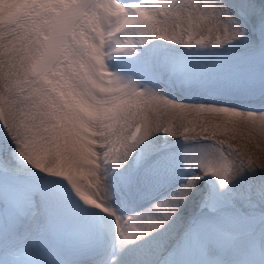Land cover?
Segmentation results:
<instances>
[{
	"label": "snow or ice",
	"instance_id": "1",
	"mask_svg": "<svg viewBox=\"0 0 264 264\" xmlns=\"http://www.w3.org/2000/svg\"><path fill=\"white\" fill-rule=\"evenodd\" d=\"M264 0H0V264H264Z\"/></svg>",
	"mask_w": 264,
	"mask_h": 264
},
{
	"label": "bare ground",
	"instance_id": "2",
	"mask_svg": "<svg viewBox=\"0 0 264 264\" xmlns=\"http://www.w3.org/2000/svg\"><path fill=\"white\" fill-rule=\"evenodd\" d=\"M258 142L260 144L259 149L250 148V155L252 160L257 166L264 165V140H260L258 137Z\"/></svg>",
	"mask_w": 264,
	"mask_h": 264
}]
</instances>
